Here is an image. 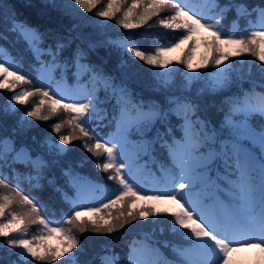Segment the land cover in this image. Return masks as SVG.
Returning a JSON list of instances; mask_svg holds the SVG:
<instances>
[{
	"label": "snow or ice",
	"instance_id": "obj_1",
	"mask_svg": "<svg viewBox=\"0 0 264 264\" xmlns=\"http://www.w3.org/2000/svg\"><path fill=\"white\" fill-rule=\"evenodd\" d=\"M98 0H74L75 5H79L80 9L86 12H91ZM139 2V0H137ZM115 0H109L106 9L95 13L96 16L102 18H114L119 8H114ZM213 5H216L213 0ZM55 5H53L54 7ZM19 7H32L31 4H21ZM235 8L237 15H251L247 6L244 4H226L220 9V13L215 19H208L194 11L188 4L187 0H150V3L145 6L142 14L139 15L141 23H147L149 19L156 16L159 25L163 28L172 30L173 32L182 30V35L176 38L167 46L158 47L155 54H149L139 50L137 47H128L125 45V50L132 56L145 62L147 65L154 66L160 69H166L163 72H156L158 79V87L166 88L171 82V77L176 71L174 68H169L173 63L167 59L168 53L181 48L182 45L189 44L190 47L180 61L188 72L194 71L193 55L195 48L201 40L197 39L202 32L210 33V36L203 37L202 43L206 49V55L202 57L199 64L195 65V69L206 70L209 65L215 70L213 77L209 81V90L217 91L226 88L229 84V74L232 71V57H241L245 53L258 58L264 62V31H251L247 34H237L236 32H225L221 27L220 21L225 18V13L230 8ZM136 8L134 3L132 7L123 12V18L117 20V23L123 29H135L139 27L138 23L132 22V13ZM2 10V9H0ZM169 11L170 14L161 17L160 13ZM264 15V8L253 9ZM10 31L16 33L29 46L33 55L37 60L41 56H48L54 66H59V58L66 48L71 46V41L65 38H57L54 45L42 47L45 42V34L38 28L25 23L18 18L15 6L11 14ZM0 39H6L0 35ZM2 47V46H0ZM89 47H95L94 43H89ZM84 51L77 48L74 53V64L79 66L80 60L84 56ZM65 68L67 64L65 63ZM93 76L102 79L106 87H111L108 83L109 78L103 77L102 73L94 69ZM19 69L12 70L10 66L0 62V77H3V82H0V88H14L18 81H25V75L18 74ZM250 71V69H249ZM264 74V67L260 69ZM205 73H197L195 76L186 77L185 89L190 87L191 80L199 78ZM8 77H14L11 82ZM264 88V83L259 85ZM115 90V89H114ZM121 98L127 104L130 94L126 89H120ZM39 93L42 97H46L52 101V105H61V99H55L54 94L50 95L49 90L44 87H38L34 92L25 91L18 95H13L11 101L18 104L26 103L27 97ZM249 93H244V100L241 101L238 97L230 98L227 103L229 111L225 115V119L221 125L213 126L207 121L193 120L196 115L198 106L188 98L179 96H169L167 99V108H163L160 104H150L148 112H143V106H138L142 114V118L133 122L128 127H134L138 132L142 131V146L144 153L147 154L152 145L159 142L161 148L168 150V157L171 165L178 169L179 174L173 177L168 190H154L156 194H141L137 190V180L126 170L133 166V161L127 158L123 145L119 139H114L109 142H101L96 139L94 145L84 143L82 147L93 155L99 156L101 153L98 150H103L106 154V160L103 163L97 162L96 167L100 171H112V175L107 178L117 181L119 191L114 198H109L106 203L100 207H90L87 209L89 215L94 216L93 220H83L81 217L85 215L84 211L76 210L79 205L75 200L67 197L66 193L55 185L54 179L47 180L54 191L61 192L64 199L72 204L71 212L66 215V222L70 225H75L80 233L91 230L93 233H113L118 228H124L126 224L140 218L157 217L159 215H168L172 219L171 231L173 233L180 232V235L187 239L189 247L178 249L174 246V251L183 257V264H235L233 259L234 254L250 248H259L264 252V96L261 97V103L254 105L248 102ZM99 103L97 97L90 96L88 102L63 103L65 109L71 110L73 113L79 114V119L74 121L75 128H78L82 137L95 138V134L90 132L88 124L91 116L89 115L90 108L93 114H98L100 109L93 104V100ZM41 100V104H43ZM12 112L19 109L12 106ZM55 111V107L52 108ZM7 116L9 110L7 107L3 109ZM40 105H36L32 110L26 111V117H33L39 120H47L48 116L39 115ZM177 115L183 120L182 132L183 136L180 141H177L173 135V128L169 123V116ZM239 115L240 120L233 119V116ZM253 117L259 118L258 125H254L250 121ZM119 125V120H117ZM159 125V127H157ZM34 127L31 123L27 128ZM24 119L19 122V128L13 129L16 131H26ZM61 124L53 125V131L59 133ZM163 129V131H161ZM148 133H153L151 139H148ZM80 137L59 135V144L54 145L50 138L45 140L49 148H55L58 156H64L71 151L67 147L73 139ZM171 139V143L169 142ZM9 144L10 152L15 153L12 162H23L31 164L35 175L29 176V180H35L36 187H43L41 180H44L45 170L51 165L48 161L41 157L32 159L27 149H15V142L8 137H0V145ZM183 146V153H177V145ZM118 145L120 148L118 149ZM23 156V160L20 157ZM7 163V158L3 153H0V167ZM161 170L167 173V169L163 166ZM64 175L71 176V170H66ZM217 176L224 179L225 185L229 186L231 201L226 203L216 197V207L218 211H211L201 202L189 199V192L195 190L197 185L212 187L215 192L223 191L220 186ZM0 185L5 188H11L15 193L20 203L28 207V211L15 212L7 215V219L0 220V238H4L0 248L9 250V254H15L18 259L12 264H27L25 257L31 260L41 262V264H54L61 257L72 253L74 249L80 248V241L72 233L71 229H65L59 225L50 226V221L40 215L41 206L47 210V206L39 201L38 197L24 194L19 188H12L6 183L5 179H0ZM73 187H76L73 181ZM127 198V199H126ZM13 198L5 195L0 197V216H5V209L12 204ZM124 202L125 211H121L117 216L112 217L109 213V219H105L100 215L105 209H110L113 206ZM169 204L177 206L176 210L169 208H159L158 205ZM137 205H140L137 207ZM259 206V222L258 233L245 230L240 226L244 223L242 209L244 207ZM37 217H39L37 221ZM115 219L116 223L112 220ZM43 225L47 229L46 235H40L33 240L16 238L13 233H22L26 230L27 224ZM153 223H156L154 220ZM24 225L25 227H22ZM90 226V229H89ZM163 231V228L160 229ZM53 235L60 237L62 248H53L45 244V240ZM254 240L258 242L253 243ZM21 249L19 252L13 253V249ZM135 250L133 249V252ZM129 259L133 264H138L136 257L133 254L129 255Z\"/></svg>",
	"mask_w": 264,
	"mask_h": 264
},
{
	"label": "trees",
	"instance_id": "obj_2",
	"mask_svg": "<svg viewBox=\"0 0 264 264\" xmlns=\"http://www.w3.org/2000/svg\"><path fill=\"white\" fill-rule=\"evenodd\" d=\"M135 1L126 0L125 3L117 7L120 11L116 12L114 18L99 23L95 19V13L106 9L109 0H98L91 12L79 10L75 12L66 0H0V9H2L0 10V35L6 37V39H0V45L8 50L11 57L16 61L20 74L26 77L25 81L17 83L14 90L28 89L30 92L35 93L38 87L51 90L55 83L54 80H50L48 83H43L40 80V71L44 67L54 66L51 58L41 56L37 60L28 44L16 33L9 30L12 27L11 14L15 6L20 20L38 28L45 34V42L42 47L54 45L55 40L61 37L71 41V46L66 48L59 58V65L61 63L68 65L66 74L69 82L73 85H78L87 80L91 73L90 70L80 74L75 72L77 65L74 64V53L77 48H80L85 53L80 60V64L86 63L89 69H94L102 73L103 77H110L115 82L126 86L133 93L135 99L143 101L147 110L148 106L153 103L167 108L169 106L167 104L169 96L186 97L198 106L196 115L192 117L193 120L199 118V120L207 121L218 127L229 111L227 101L230 98L238 97L241 100L244 98V93H249V95L262 94L264 96V88L259 86L264 83V74L260 71L261 66L257 63V57L249 53L241 56L244 60L242 63H240V57H234L231 58V61H228L232 63V71L226 88L210 91L209 79H207L208 71H205L206 74L191 80L190 87L185 89L186 77L195 76L197 73L196 71L185 73L181 68L178 70L174 68L176 71L166 88L158 87V80L153 66L147 65L138 58L123 52L120 48L112 45L110 40L129 36L139 50L154 54L159 46L167 45L180 37L182 30L173 32L163 28L159 25L156 16L149 19L147 23H141L138 18L135 23H138L139 27L123 29L117 23V20L122 19L123 12ZM148 3H150V0H145L143 7H138L135 14H142L144 6ZM230 3L246 5L251 15L238 16L236 9L234 7L230 8L225 13V18L220 21L225 32H236L239 35L258 31L261 28L259 11H253V9L264 8V0H219L215 14L218 16L220 9ZM21 4H31L32 7L21 8L19 7ZM53 5L55 6L53 7ZM169 14V11H164L160 13V16L165 17ZM90 42L94 43L95 47H89ZM211 67V65L208 66L209 71H211ZM97 94H102V92L98 90ZM41 100L44 101L43 104L40 103ZM51 102L48 98L36 93L27 97L26 103L17 107L19 111L9 112L6 116L3 112L5 100L0 98V137H8L13 140L17 150L27 148L32 159L41 157L51 165L45 170L46 178L41 180L43 187H36L35 180L28 179L29 176L35 175L31 164L19 161L13 163L12 159L15 153L12 152L6 156L7 163L0 167V179H5L6 183L10 184L12 188L18 187L24 194L38 197L39 201L47 206L46 211L41 206V216L49 221L57 222L59 226L65 229L72 230V233L80 241V248L83 249L82 252L79 249L73 250L75 264H107L104 258L110 254L112 255V264H133V261L129 259L130 254H133L138 264H140L139 254L143 253L145 243L152 244L150 237L158 240L159 246L165 254V258L156 259L151 264H168L167 262L183 264V257L177 251H174V246L183 249L189 247V243L186 238L180 235V232L184 230L180 229L176 233L171 231L172 224L170 221L172 218L168 215L140 218L126 224L124 228H118L113 233H93L91 230L80 233L75 225L66 222L61 223L62 219L66 220L65 214L70 213L73 206L62 197L61 192L54 191L47 180L54 179L55 185L63 193H66L71 200H73L72 195L74 192L73 179L77 173L90 176L95 179L100 187L110 188L115 194L120 190L117 181L107 178L113 174L111 170L106 173L96 167L97 162L103 163V150H98L101 153L99 156L93 155V153L87 152L82 147L85 142L89 145H94L96 139L104 142L107 138L112 137L114 132H118L117 139L121 141L123 151L136 152L137 162H134L133 166L126 171L131 175L138 173L140 186L137 190L141 191V194H153L155 193L154 190H157L161 185H170L171 179L176 177L179 171L171 165L168 150L161 148L159 142L153 145L152 152L148 157L144 153V149L140 147L142 131L138 132L134 127L119 128L117 126L113 116V110H116L113 100L99 103L98 105L102 106L103 109L98 114H93L89 110V115L92 118L88 124V129L95 134V138H84L79 129L75 128L74 121L80 118L79 114L73 113L63 106H59L53 111ZM38 104L40 105L39 115L48 116L47 120L26 117V111L32 110ZM141 118L132 117L129 125ZM21 119H24L26 128L29 123L34 127L27 128L26 131L13 132V129L19 128ZM250 122L258 125L259 118L253 117ZM56 123L61 124L59 133L53 131V125ZM169 123L174 130L173 135L176 140L180 141L183 136V120L176 115H170ZM59 135L80 137L73 139L67 145L71 151L64 156H58L46 149L45 140L50 138L52 141L58 142ZM152 135L153 133H148L147 138L151 139ZM169 142L171 143L170 138ZM3 146L0 145V153L3 151ZM162 166L167 169V173L161 170ZM69 169L72 175H64V172ZM143 174H145V177ZM217 180L223 188V191H220L222 196L230 199L229 187L225 185L224 179L217 176ZM197 194L208 202H211L215 196L212 187L200 188ZM5 195L12 197L14 201L5 209L6 216L13 211L18 213L28 211V207L20 203L11 188L0 185V197ZM125 210L124 202H121L110 209H105L100 215H103L105 219H109V213L112 214V217H115ZM38 219L39 217H37V221ZM81 219L93 220L88 217H81ZM154 220L156 223H153ZM112 222L116 223L115 219ZM26 228L29 229L30 236L33 239L44 235L46 232L39 222L27 224ZM161 228H163V231L160 230ZM3 242L4 238H0V244H3ZM12 252L15 253L14 250ZM17 259L18 257L15 254H9L8 249L0 248V264H12ZM26 262L27 264H41V262L34 260H27ZM54 264L72 263L61 257ZM254 264H258L257 261Z\"/></svg>",
	"mask_w": 264,
	"mask_h": 264
},
{
	"label": "rangeland",
	"instance_id": "obj_3",
	"mask_svg": "<svg viewBox=\"0 0 264 264\" xmlns=\"http://www.w3.org/2000/svg\"><path fill=\"white\" fill-rule=\"evenodd\" d=\"M71 7H73V11L77 12L79 11H84L83 9L79 8V5L74 4V0H66ZM126 0H115L114 8L119 7L121 4L125 3ZM145 0H137L133 3L130 4L129 8L132 7V5L135 3L136 8L133 10L132 13V22L135 23L136 19L138 20L139 15L135 14V11L138 7H143V3ZM188 4L191 6V8L196 11L198 14L204 16L205 18L208 19H215L217 16L215 14V10L217 9L216 6L213 5V0H187ZM216 5H218V0H215ZM149 4V3H148ZM147 4V5H148ZM145 5V4H144ZM146 6V5H145ZM144 6V7H145ZM128 10V9H127ZM126 10V11H127ZM143 12V11H142ZM259 17L262 22V26L259 31H264V15H261L259 12ZM123 18V15L122 17ZM96 21L99 23H103L107 19L111 18H102L99 16L95 17ZM210 36V33L208 32H202L197 39L201 40V43L197 45L195 48L194 52L192 53L193 55V65H194V71L196 73H204L205 71H208L207 79H210L213 77L215 70L211 67V71L207 68L206 70L204 69H195V65L199 64L202 60V57L206 55V49L203 46L202 43V38ZM111 44L114 45L117 48H120L123 52L127 53L128 55L132 56L130 53H128L125 50V45L128 47H136L135 42L129 37V36H122L118 38H112L110 40ZM170 44V43H169ZM167 44V45H169ZM164 45V46H167ZM2 46V45H0ZM161 47V46H160ZM190 47L189 44L182 45L181 48L176 49L175 51L168 53L167 59H170L173 61L171 65H169V68H175L179 69L181 68L184 70L185 73H187V69L184 67L183 64L180 63L181 60L184 59L185 54L187 53L188 48ZM155 54V53H154ZM134 57V56H132ZM234 58V57H232ZM244 60L242 57H240V63H242ZM0 62H3L6 64V66H10L12 70L18 69V65L16 61L10 56L9 52L7 49H5L3 46L0 47ZM226 64L229 63L228 61L225 62ZM257 63L260 64L261 67H264V62H261L257 58ZM87 69V65L83 64L77 67V72H83ZM154 72H163L166 71V69H160L156 68L153 66ZM63 71V63L59 65L58 68L56 66L51 67V68H45L41 71L40 76L41 80L43 82H47L50 79L54 78L56 80V85L54 86L53 89H51L50 95L54 94L55 99H61L62 98V104L63 103H77V102H88V99L90 96L97 97L99 100V103H103L105 99L111 100L113 99L115 104L119 107L120 109V118H119V126L120 127H127L129 126V122L131 121L132 117H142L141 112L138 109V106H143V112L147 113L148 110L145 108V105L143 101H140L138 99H134V95L132 94L131 91H129L125 86H122L120 84H117L114 82L112 78H109L108 83L111 85V87H106L105 83L102 79H98L93 76V73H91L90 78L83 82L82 84L78 85L77 87H72L67 78L66 75L62 73ZM19 74V71H18ZM63 74V77H61ZM204 75V74H203ZM230 75V74H229ZM108 78V77H107ZM157 78V77H156ZM14 80V77H8V81L11 82ZM158 80V79H157ZM0 82H3V77H0ZM21 81H18L17 83H20ZM16 83V85H17ZM96 86H99L102 88V91H104V94H97L95 92ZM16 87V86H15ZM14 87V88H15ZM14 88H0V98H3L5 100V104L3 107H7L9 112H12V106L14 105L15 108H17L20 104L16 103L15 101L10 102V98L13 95H18L22 92L29 91L28 89H22L20 91L14 90ZM98 88V87H97ZM115 89V90H114ZM120 89H126V91L130 94L129 100L127 104H125L124 100L121 98L120 94ZM30 92V91H29ZM3 93V94H2ZM5 94V95H4ZM263 95L259 94L256 97H254L255 104H260L261 97ZM243 101V100H242ZM52 103V102H51ZM98 103V104H99ZM1 104V103H0ZM93 104L96 105L100 109L99 112L102 111V108L99 107V105L96 103V100H93ZM60 105H52L51 108L55 107L57 109ZM1 107V106H0ZM90 111L92 109L90 108ZM233 119L235 120H240L241 117L239 115L233 116ZM114 139H107L105 142H109ZM52 141V140H51ZM54 145L59 144L60 142H54L52 141ZM141 146V145H140ZM11 145L5 144L2 153L5 156H8L10 154L9 148ZM120 148V145H118V149ZM46 149L52 153H56V149L49 148V146L46 144ZM28 151V150H27ZM29 153V151H28ZM127 158H130L133 162L136 161V153L135 151H128L124 152ZM177 153L182 154L183 153V146L178 144L177 145ZM57 154V153H56ZM20 160H23V156L20 157ZM106 160V157L104 159V162ZM136 180H137V185L136 187H139V175L137 173L132 174ZM76 183V195L74 200L77 202L79 207L77 210H81L85 212V215L83 217H88L90 219H94V216H91L88 214L87 209L90 207H100L103 203H106L109 198L114 197L113 191H111L108 188H100L95 182L89 181L85 178L82 179V177H79V175H76L73 179ZM200 185H197L195 190H192L189 192V199L195 200L197 202H201L203 205L207 206L209 210L211 211H218L216 204L215 203H206L203 202V200L196 194L197 188ZM170 186L165 185L161 186L159 190H168ZM156 194V193H155ZM140 205H137L139 207ZM157 207L159 208H169L170 210H176L177 206L174 205H169V204H162L158 205ZM261 211V210H260ZM260 211H252L250 210V207H244L242 209V216L244 223L240 226L241 228L256 232L258 233V222H259V214ZM7 216H0V220H5L6 221ZM58 224L56 222L50 221V226H57ZM22 227H24L22 225ZM47 230V229H46ZM47 233V231H46ZM46 233L44 235H46ZM12 236L16 238H24V239H29L33 240L35 244V240L33 237L30 236L29 229L26 228V230L22 233H13ZM258 242V240H254L253 243ZM45 244L53 247V248H62L60 237L58 235H53L51 238H48L45 240ZM15 252L21 251V249H13ZM162 254L160 251L154 247L149 245L148 243L145 245V248L143 250V253L139 254L140 258V264H149L152 259H157L160 258ZM258 256V261L261 264H264V252H262L259 248H250L247 250H242L236 254H234V261L235 264H251L253 260ZM64 259L69 260L72 264H75V256L74 252L69 253L68 255L63 257ZM31 260V258L25 257V261ZM105 261L108 264H112V257L107 256L105 258Z\"/></svg>",
	"mask_w": 264,
	"mask_h": 264
}]
</instances>
